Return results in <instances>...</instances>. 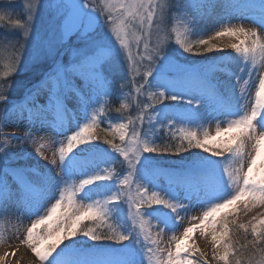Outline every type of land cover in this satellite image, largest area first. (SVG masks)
Masks as SVG:
<instances>
[{
	"label": "snow or ice",
	"instance_id": "1",
	"mask_svg": "<svg viewBox=\"0 0 264 264\" xmlns=\"http://www.w3.org/2000/svg\"><path fill=\"white\" fill-rule=\"evenodd\" d=\"M256 209L264 0H0V243L14 220L38 264H264Z\"/></svg>",
	"mask_w": 264,
	"mask_h": 264
},
{
	"label": "rangeland",
	"instance_id": "2",
	"mask_svg": "<svg viewBox=\"0 0 264 264\" xmlns=\"http://www.w3.org/2000/svg\"><path fill=\"white\" fill-rule=\"evenodd\" d=\"M17 3H19V0H17ZM31 69H32V67L30 66L28 68L23 69L21 72H19L17 74L15 79H16L18 85H22V84H26L27 83L26 80H24L23 78L22 79L20 78V75L30 71ZM49 156L51 158L50 153H49ZM43 163H47V162L44 161ZM262 211H264V209H256V210H253L252 212L248 213L247 216H245L243 214V212H241V222H247V220L250 219L251 216L256 215L258 212H262ZM11 222H12V220H11ZM11 222H8V221L5 222L7 229L10 228ZM22 239L23 238L17 239L14 242H12L13 243V247H12V245L6 244L5 242L0 243V256H2V253L7 250L6 249L7 247H9V251L11 253L13 251H15V253L18 252L19 258L21 257L20 259H25L24 255L25 254L30 255L28 252H31V251L20 242ZM196 240H197V243L199 244V246L202 248V250L206 251L209 254V257H211V245H210V243L206 242L203 238H201L199 236V234L196 235ZM30 263L31 264H33V263L37 264L38 262L36 261L35 257H33V258L31 257V259H25L24 264H30Z\"/></svg>",
	"mask_w": 264,
	"mask_h": 264
},
{
	"label": "bare ground",
	"instance_id": "3",
	"mask_svg": "<svg viewBox=\"0 0 264 264\" xmlns=\"http://www.w3.org/2000/svg\"><path fill=\"white\" fill-rule=\"evenodd\" d=\"M14 223H15V221L12 220L10 228H8L7 231H6V233H5V240H4V242H5L6 244L12 245V247H13V243H12V242H14V241L17 240V239H21V238H23V229H21L20 233H17V232L12 228V224H14ZM18 237H19V238H18ZM6 249H7V250L4 251V252L2 253V256H5L6 254L8 255V261H7V264H24L25 259H31V257H32V258L34 257L33 254H32L31 252H28L30 255L25 254V255H24V258H25V259H20L21 257L19 258V254H18V252H17L16 255L13 257V256L10 255L11 252L9 251V247H7ZM30 264H31V263H30ZM33 264H34V263H33ZM37 264H38V263H37Z\"/></svg>",
	"mask_w": 264,
	"mask_h": 264
},
{
	"label": "trees",
	"instance_id": "4",
	"mask_svg": "<svg viewBox=\"0 0 264 264\" xmlns=\"http://www.w3.org/2000/svg\"><path fill=\"white\" fill-rule=\"evenodd\" d=\"M36 74H37V70H34L32 68L30 71L20 75V78L21 79L23 78L28 83L29 81H34L35 80Z\"/></svg>",
	"mask_w": 264,
	"mask_h": 264
}]
</instances>
